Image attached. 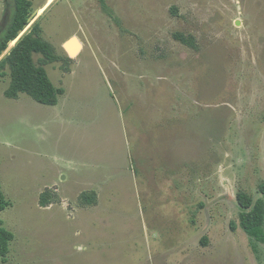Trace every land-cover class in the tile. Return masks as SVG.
Instances as JSON below:
<instances>
[{
    "label": "rangeland",
    "instance_id": "374dc122",
    "mask_svg": "<svg viewBox=\"0 0 264 264\" xmlns=\"http://www.w3.org/2000/svg\"><path fill=\"white\" fill-rule=\"evenodd\" d=\"M32 1L64 93L10 98L0 75V264H264L237 201L264 182V0Z\"/></svg>",
    "mask_w": 264,
    "mask_h": 264
},
{
    "label": "trees",
    "instance_id": "16d2710c",
    "mask_svg": "<svg viewBox=\"0 0 264 264\" xmlns=\"http://www.w3.org/2000/svg\"><path fill=\"white\" fill-rule=\"evenodd\" d=\"M99 1L104 12L111 16L112 13L107 8L105 0ZM32 12L31 0H8V18L0 29V75H7L6 69H9L11 79L5 94L7 97L17 98L20 93H26L42 104L54 106L58 104L64 89L54 84L45 65L62 60V57L57 54L55 46L43 37L44 30L40 21L36 20L4 55L10 44L30 24ZM114 19L119 23L117 18ZM175 37L187 45H193L192 37H186L183 33H176ZM35 54L41 55L38 63L35 62ZM2 56L3 58H1ZM67 58L72 59L69 56ZM2 188L0 181V210H5L10 202L6 199ZM259 189L264 194V182L260 183ZM91 196L85 193L84 202H96L95 195ZM237 201L240 207L241 226L250 237L253 250L258 252L257 243L264 242V197L254 199L248 192L240 190L237 194ZM46 202L42 199V204H46ZM14 237L12 231L2 224L0 225V260H5L7 257L10 243ZM204 239L207 240V237ZM203 242L206 243V241Z\"/></svg>",
    "mask_w": 264,
    "mask_h": 264
},
{
    "label": "crops",
    "instance_id": "0c3cea01",
    "mask_svg": "<svg viewBox=\"0 0 264 264\" xmlns=\"http://www.w3.org/2000/svg\"><path fill=\"white\" fill-rule=\"evenodd\" d=\"M32 1V0H31ZM54 1H56V0H46V1H44V3L42 4V5H40L39 6V8L37 9V11H36V14H37V12H38V10L39 9H41V8H44V10H45V8L46 7H48L51 3H53ZM85 2H86V4H87V6L88 7H90L92 4H93V2H95L96 4H98V0H85ZM32 7H34V3H33V1H32ZM44 10H43V12H44ZM85 11V10H84ZM42 12V13H43ZM41 13V14H42ZM32 15H35V13L34 14H32ZM31 15V16H32ZM38 15V14H37ZM35 20V19H34ZM33 20V21H34ZM31 21H32V17H31ZM32 21V22H33ZM32 22H30V24L28 25V27L30 26V25H32L31 23ZM31 27V26H30ZM29 27V28H30ZM28 28V29H29ZM27 29V28H26ZM25 29V30H26ZM24 32V31H23ZM75 34L73 33L72 35H70L68 38H66L65 40H63V42H62V47H63V50H64V53H66L67 54V56H69L70 57V55L67 53V51H66V49L64 48V43L67 41V40H69L71 37H73ZM77 37V36H76ZM78 38V37H77ZM78 40H79V42L81 43V50H80V52L78 53V55H76V56H74V57H71L72 59L73 58H76V57H78L79 55H80V53L82 52V49H83V44H82V40L81 39H79L78 38ZM59 55H61V54H59ZM59 103V102H58ZM55 106V105H54Z\"/></svg>",
    "mask_w": 264,
    "mask_h": 264
},
{
    "label": "water",
    "instance_id": "95a60500",
    "mask_svg": "<svg viewBox=\"0 0 264 264\" xmlns=\"http://www.w3.org/2000/svg\"><path fill=\"white\" fill-rule=\"evenodd\" d=\"M36 21V19L31 23V24H33L34 22ZM30 26H32V25H30ZM29 26V27H30ZM29 27H27V29L24 31V32H22L21 33V35L16 39V43H17V41L25 34V32L28 30V28ZM78 38L76 37V36H73V37H71L69 40H67L65 43H64V48L66 49V51H67V53L70 55V57H74L73 55L79 50V45H78V43H76V40H77ZM15 43V44H16ZM14 44V45H15ZM13 45V46H14ZM12 46V47H13ZM12 47H10L9 48V50L12 48ZM9 50L8 51H6V54H7V52H9ZM4 55H5V53H4ZM3 55V56H4ZM78 55V54H77ZM3 56L1 57V58H3Z\"/></svg>",
    "mask_w": 264,
    "mask_h": 264
},
{
    "label": "bare ground",
    "instance_id": "6f19581e",
    "mask_svg": "<svg viewBox=\"0 0 264 264\" xmlns=\"http://www.w3.org/2000/svg\"><path fill=\"white\" fill-rule=\"evenodd\" d=\"M43 10H44V8H41V9L39 10V12H37V14H40ZM15 43H16V40H15V42H14L13 44H12V43H11V44L14 45ZM11 44H10V45H11ZM12 45H11V46H12Z\"/></svg>",
    "mask_w": 264,
    "mask_h": 264
},
{
    "label": "flooded vegetation",
    "instance_id": "af4514ba",
    "mask_svg": "<svg viewBox=\"0 0 264 264\" xmlns=\"http://www.w3.org/2000/svg\"><path fill=\"white\" fill-rule=\"evenodd\" d=\"M262 194V193H261ZM263 196H264V194H262ZM262 195L260 196V197H262ZM260 244H262V243H264L263 241H260L259 242ZM260 260H261V258H260Z\"/></svg>",
    "mask_w": 264,
    "mask_h": 264
}]
</instances>
